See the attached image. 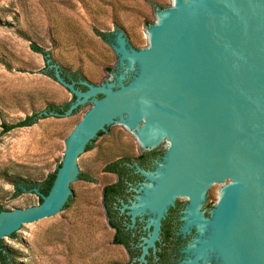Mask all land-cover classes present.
Segmentation results:
<instances>
[{"label":"water","instance_id":"95a60500","mask_svg":"<svg viewBox=\"0 0 264 264\" xmlns=\"http://www.w3.org/2000/svg\"><path fill=\"white\" fill-rule=\"evenodd\" d=\"M156 11L147 49L131 48L118 28L109 34L120 70L116 84L79 80L82 91L46 59L53 79L74 98L64 113L42 114L70 116L90 100L91 107L65 140L48 194L38 186L22 189L42 203L0 212L4 245L27 225L61 218L83 182L86 147L119 123L143 150L167 143L153 171L138 169L145 182L129 207L132 218L150 216L148 244L168 207L183 197V232L194 227L199 238L181 264L211 253L220 264H264V0H173ZM211 185L219 193L207 220L199 209Z\"/></svg>","mask_w":264,"mask_h":264},{"label":"rangeland","instance_id":"374dc122","mask_svg":"<svg viewBox=\"0 0 264 264\" xmlns=\"http://www.w3.org/2000/svg\"><path fill=\"white\" fill-rule=\"evenodd\" d=\"M153 5L171 8L173 0H0V202L5 210L39 205L32 193L13 197L7 176L39 184L54 173L66 138L91 107L90 100L75 115L48 116L5 133L3 124L73 101L66 88L44 75L46 61L30 46L49 52L58 67L80 72L89 84H116L120 70L113 38L104 41L96 32L109 35L118 28L131 48L147 49V26L157 21ZM138 146L131 131L119 123L110 126L83 159V176L95 182L83 179L75 187L77 197L59 220L27 225L5 244L19 264H110L99 191L112 179L103 175V166L134 154Z\"/></svg>","mask_w":264,"mask_h":264},{"label":"flooded vegetation","instance_id":"af4514ba","mask_svg":"<svg viewBox=\"0 0 264 264\" xmlns=\"http://www.w3.org/2000/svg\"><path fill=\"white\" fill-rule=\"evenodd\" d=\"M80 80L86 79L82 75ZM166 149L165 142L153 150H143L138 146L134 154L117 156L103 166V175L112 179L110 183L102 185L99 191V209L107 230L103 246L112 255L110 264H181L191 257L186 249L199 238V234L194 227L183 232L182 218L188 205L187 198L178 197L168 207L159 221L156 238L151 245L147 242L154 230V226L148 221L150 216L145 214L132 218L129 209L145 182L138 169L153 171ZM218 193L215 185L206 190L199 209L204 219H211ZM197 264L220 263L214 253H211L207 259L199 260Z\"/></svg>","mask_w":264,"mask_h":264},{"label":"trees","instance_id":"16d2710c","mask_svg":"<svg viewBox=\"0 0 264 264\" xmlns=\"http://www.w3.org/2000/svg\"><path fill=\"white\" fill-rule=\"evenodd\" d=\"M153 7L154 8H159V9H165L164 7H159V6H155V5H153ZM148 26H149V24H148ZM96 35L101 37L104 41H107L109 39V35L108 34L96 32ZM30 48H31V50L33 52L42 55L44 57L45 61H46L47 58H51L50 53L45 51V50H43V49H41V48H38V47H36L34 45H31ZM51 63L55 64V62L53 60L51 61ZM5 65H7V64H5ZM59 71H60L61 76L64 78V80L67 83H70V82L73 81V82L76 83V85H75L76 88H79L81 90L83 88V90H86L85 87H82V86L77 84V82L81 78L80 72H78V71L72 72V71H70L68 69H65V68H62V67H59ZM44 75L49 77V78H53L52 77V71H47V72L44 73ZM72 98H74V97L72 96ZM67 107H68V103L67 104H63V105H59V106L51 105V106H48L44 112H46L47 114L50 113V112L62 114V113H64L67 110ZM79 109L74 111L72 113V115H75L79 111ZM47 117L48 116H45L44 114H42V112L34 113V114L29 115V116H26L24 119L20 120L19 122L15 123V124H11V125L3 124L2 128H3V131L5 133L10 132V131H12L14 129L28 128V127H31V126L35 125L38 121H40L42 119H45ZM102 135H103V133H99L98 137H100ZM94 142L95 141H93L91 144H89L86 147L85 152L88 151L89 149H91V147L93 146ZM60 165L58 166V168L60 167ZM56 171L54 173H52V174H49L39 184L31 183V182L23 180V179H21L19 177L7 176L8 183L11 184L14 187L13 197H17L18 195L24 193L22 191V189H25V190L28 191V190H30L32 188H35L36 186H38L40 194H43L44 196H46L48 194L49 190L52 187V184H53L54 179H55ZM82 179H85L86 181L91 182V183L95 182L94 180H92L90 178L84 177L82 175V173H79L78 180H82ZM37 200H38V204L42 203V199L39 196H37ZM71 204H72V198H69V200L67 201V203L65 204V206L63 207L62 210L68 209ZM4 210H5V208L0 202V212L4 211ZM16 237H17V235L15 233V234H12L9 238L10 239H15ZM0 264H19L17 256L15 255L13 250L11 248L5 246L2 241H0Z\"/></svg>","mask_w":264,"mask_h":264}]
</instances>
